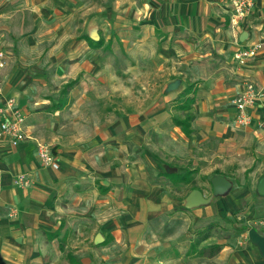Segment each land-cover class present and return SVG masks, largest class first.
Returning <instances> with one entry per match:
<instances>
[{
	"label": "crops",
	"instance_id": "crops-1",
	"mask_svg": "<svg viewBox=\"0 0 264 264\" xmlns=\"http://www.w3.org/2000/svg\"><path fill=\"white\" fill-rule=\"evenodd\" d=\"M37 1H53L56 14L76 5L75 0ZM153 1L159 2L158 10L150 24L141 26L140 37H150L147 28L158 32L153 46L161 54L155 65L165 84L142 112L121 121L120 136L73 134L69 121H61L70 119L69 102L53 110L48 99L26 102L24 90L0 82V109L16 99L28 138L17 147L0 141V264H264L247 234L213 256L192 253L204 252L201 247L209 242L193 247L189 230L217 210L250 203L249 192L237 186L232 196L188 205L192 191L203 194L192 177L227 179L228 172L240 177L250 169L264 176V128L258 126L264 98L252 112V123L240 129L233 126L231 104L245 80L264 91V47L244 66L234 60L237 50L264 43V0H254L252 15L235 30L229 24L232 0H227L221 6L226 29L219 31L213 27L217 0ZM142 11L143 17L148 14ZM205 32L215 58L210 47L202 52L192 43ZM82 37L89 50L96 49ZM115 39L122 49L123 39ZM103 47L112 52V39ZM0 50L7 52L1 44ZM7 66L6 58L0 74ZM169 76H184L188 86L166 93ZM6 117L0 115V123ZM185 120L189 136L177 124ZM36 142L50 147L58 169L40 165Z\"/></svg>",
	"mask_w": 264,
	"mask_h": 264
},
{
	"label": "rangeland",
	"instance_id": "rangeland-1",
	"mask_svg": "<svg viewBox=\"0 0 264 264\" xmlns=\"http://www.w3.org/2000/svg\"><path fill=\"white\" fill-rule=\"evenodd\" d=\"M226 1H216L220 4L216 6V23L213 26L217 31L226 29L221 9ZM75 2L73 10L56 14L53 1L42 4L37 0H0V44L7 51L4 61L7 58L8 62L6 71L0 74V82H8L11 88L15 85L14 89L18 91L24 90L26 102L48 99L46 104L51 105L61 97L65 84L76 79L66 93L69 102L66 111H69L70 119L61 117V121L65 124L69 121L71 132L79 136L85 134L93 137L108 132L113 136H120L123 130L121 121L126 117H135L137 111L142 112L153 99L152 94H155V91L163 92L165 82L163 78H158L155 65L160 58L157 55L161 54V49L155 52L153 46L154 37L158 38V32L155 31L153 35L152 29L147 28L145 30H149V33L145 35L150 37H140L141 26L150 24L151 14L158 10L155 6L159 2ZM142 9L148 13L144 17ZM206 27L212 28L211 25ZM205 34L204 38H192V43L198 46L197 49L201 46L202 52L210 47V56L215 58L217 55L209 43L207 32ZM84 35H89L95 40L102 38L104 44L95 50H89L80 39ZM118 36L123 39L122 49L115 39ZM109 38L113 42V51L110 53L103 49ZM137 40H142L143 45L137 46ZM212 42L222 41L214 39ZM186 45L191 46L189 43ZM168 78L171 79L169 84L179 82L178 87L169 93L188 86L184 76ZM15 96L20 100V97L16 94ZM45 142L48 143L46 140ZM212 177L195 176L192 179L207 200L213 198L215 201L221 197L212 196L209 183ZM261 178L260 174L253 175L252 169L240 177L228 172L227 179L232 187L224 196H232L233 190L238 186L245 193L249 192L247 197L251 202L241 201L238 209L229 207L213 211V214L201 218L193 229L189 230L193 235V242L200 238L208 240L209 245L201 247L204 248L206 257H209L211 252H220L227 245H237L241 237L247 234V229L252 226L264 235V196L256 192ZM209 204L210 207L212 203ZM213 245H219L220 249H210ZM192 253L199 255L198 252Z\"/></svg>",
	"mask_w": 264,
	"mask_h": 264
},
{
	"label": "built area",
	"instance_id": "built-area-1",
	"mask_svg": "<svg viewBox=\"0 0 264 264\" xmlns=\"http://www.w3.org/2000/svg\"><path fill=\"white\" fill-rule=\"evenodd\" d=\"M254 0H232V10L229 24L232 30L239 28L253 12ZM264 47L263 42H255L244 49H239L234 55V60L239 66H244L248 61L253 59L257 53ZM5 53L0 50V68L5 64ZM264 98V91L257 88L252 81L245 80L242 90L231 101L236 110L233 119L235 129L248 127L252 121V112L257 107V102ZM0 115L7 116L6 120L0 123V141L7 143L11 147H17L25 142L28 138L24 131L25 117L18 108L16 99L10 98L5 101L4 106L0 109ZM260 128H264V118L258 122ZM37 159L44 168L58 169V164L47 144L36 142ZM20 184L26 185L27 182L23 177L18 178Z\"/></svg>",
	"mask_w": 264,
	"mask_h": 264
},
{
	"label": "water",
	"instance_id": "water-1",
	"mask_svg": "<svg viewBox=\"0 0 264 264\" xmlns=\"http://www.w3.org/2000/svg\"><path fill=\"white\" fill-rule=\"evenodd\" d=\"M89 37L92 38L91 36ZM239 40L241 42L245 40V32H242L240 34ZM178 85L179 82L175 81L168 85L166 91L169 93L171 92V90L177 88ZM211 187H212V196L221 197L227 194L229 189L232 187V184L225 177L218 176L211 179ZM256 192L258 195L264 196V176L258 182L256 187ZM188 202H189L188 204L189 207H195V206L207 204L209 201L204 199L203 194L200 191L195 190L191 192L188 198ZM247 235L250 243L258 249L259 254L264 262V235H261L255 228L249 229Z\"/></svg>",
	"mask_w": 264,
	"mask_h": 264
},
{
	"label": "trees",
	"instance_id": "trees-1",
	"mask_svg": "<svg viewBox=\"0 0 264 264\" xmlns=\"http://www.w3.org/2000/svg\"><path fill=\"white\" fill-rule=\"evenodd\" d=\"M82 39H84L89 46L91 47H94V48H99L102 46V43H103V40L102 38H99L97 41L93 40L92 38H90L88 35H84L82 37ZM110 45L107 46V51H110ZM75 83V81H71V82H68L67 84H65L64 88H63V91H62V95L61 97L58 99V101L56 103H52V107H53V110H58V109H61L65 104H66V98H65V95L67 93V89L70 88L73 84ZM188 120H185L183 122H179L177 121V124L181 127V129L183 130V132L186 134V135H190V130H189V127H188V124H187ZM251 228H255V226H252L250 228H248L247 230L251 229ZM206 238H200L198 240H196L195 242H193V247H196L197 245H199L202 241H204ZM211 248L210 249H220V246L219 245H213V246H210ZM206 252H199L198 254H204ZM217 252H211L210 256H213L214 254H216Z\"/></svg>",
	"mask_w": 264,
	"mask_h": 264
}]
</instances>
